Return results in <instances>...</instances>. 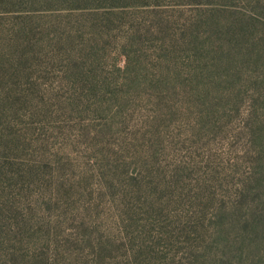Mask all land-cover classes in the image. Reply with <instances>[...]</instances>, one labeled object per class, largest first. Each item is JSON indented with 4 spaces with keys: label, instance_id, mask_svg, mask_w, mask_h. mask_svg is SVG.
I'll return each mask as SVG.
<instances>
[{
    "label": "rangeland",
    "instance_id": "1",
    "mask_svg": "<svg viewBox=\"0 0 264 264\" xmlns=\"http://www.w3.org/2000/svg\"><path fill=\"white\" fill-rule=\"evenodd\" d=\"M0 264H264V0H0Z\"/></svg>",
    "mask_w": 264,
    "mask_h": 264
}]
</instances>
